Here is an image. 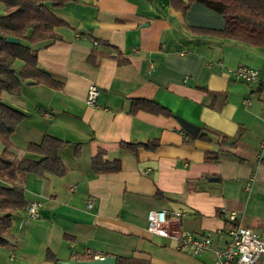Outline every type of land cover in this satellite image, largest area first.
<instances>
[{
  "label": "crops",
  "instance_id": "obj_1",
  "mask_svg": "<svg viewBox=\"0 0 264 264\" xmlns=\"http://www.w3.org/2000/svg\"><path fill=\"white\" fill-rule=\"evenodd\" d=\"M52 12L67 26L56 29L60 41L35 51L39 68L64 87L27 81L18 95L3 93L4 103L26 117L8 151L0 142V159H39L27 148L49 135L67 143L61 152L67 173L0 178V191L19 186L27 207L41 205L38 219L27 208L13 214L6 233L0 209L6 242L0 264H54L49 251L59 262L87 261L91 252L117 261L212 264V253L178 252L176 237L211 234L223 244L217 231L230 213L237 227L264 239V49L194 33L225 27L221 15L197 3L182 14L171 0H69ZM93 52L109 57L97 56L93 65L87 62ZM119 53L125 65L117 64ZM238 67L258 71L260 82L236 81ZM91 84L101 92L93 108L85 102ZM139 99L173 116L130 114ZM175 117L219 136L193 140ZM150 143L158 146L126 147ZM101 151L104 161H120L119 173H94ZM162 210L181 215L169 238L147 230L148 213Z\"/></svg>",
  "mask_w": 264,
  "mask_h": 264
},
{
  "label": "trees",
  "instance_id": "obj_2",
  "mask_svg": "<svg viewBox=\"0 0 264 264\" xmlns=\"http://www.w3.org/2000/svg\"><path fill=\"white\" fill-rule=\"evenodd\" d=\"M68 2L69 0H0L5 7V15L0 16V142L3 143L5 152L12 146L10 138L26 115L5 104L2 99L3 93L18 95L27 81L56 90L64 87L62 83L54 80L50 74L39 68L35 49L36 46L47 48L54 42L60 41L56 29L67 25L53 14L52 9L63 8ZM48 3H51V8L47 5ZM195 3L221 15L225 21V27L218 32L192 29L194 33L214 34L223 39H231L264 49V0H171V7L185 14ZM7 37L20 39L21 44L9 45L6 43ZM97 56L109 57L104 53L93 52L87 62L96 65ZM115 60L119 66L127 63L120 53ZM19 63L21 67L17 68L16 65ZM140 111L153 115L173 116L167 109L153 101L134 100L130 114L134 115ZM211 135L219 136L214 131L202 128L196 139L212 142ZM220 139L228 141L227 137H220ZM66 144L58 138L45 135L41 143L31 144L27 148L28 152L39 159H23L18 163H9L0 159V178L13 180L17 174L36 176L48 174L56 178L65 176L67 167L61 159V152ZM149 145L126 144V147L133 150L139 146L149 149L158 146L156 143ZM80 146L77 145L76 157L80 154ZM234 146L235 143L229 145V147ZM103 157L104 152L101 151L93 159L95 174L120 172V161L106 162ZM26 208L24 190L21 187L13 186L11 189L0 191V209L6 214L1 220L3 233L11 227V216ZM5 245L6 242L0 239V246ZM47 261L54 264L59 263L51 251L47 254ZM117 264L151 263L133 258H120Z\"/></svg>",
  "mask_w": 264,
  "mask_h": 264
},
{
  "label": "built area",
  "instance_id": "obj_3",
  "mask_svg": "<svg viewBox=\"0 0 264 264\" xmlns=\"http://www.w3.org/2000/svg\"><path fill=\"white\" fill-rule=\"evenodd\" d=\"M236 81L245 84L260 82L259 73L247 67H238L233 71ZM97 85L91 84L87 90L86 105L97 107L100 96ZM91 207V203H88ZM41 205L32 203L27 207L30 218L38 219ZM179 213H169L165 210L150 211L147 216V230L149 233L160 237H171L170 227L172 223H179ZM236 214L230 213L226 221V228L217 231L219 238L225 239L224 243L215 242L211 234L180 233L177 235L176 250L181 253H189L195 257H201L212 253V264H262L264 258V239L254 230L235 225ZM88 260L104 259L101 255L88 252ZM87 260V261H88Z\"/></svg>",
  "mask_w": 264,
  "mask_h": 264
},
{
  "label": "water",
  "instance_id": "obj_4",
  "mask_svg": "<svg viewBox=\"0 0 264 264\" xmlns=\"http://www.w3.org/2000/svg\"><path fill=\"white\" fill-rule=\"evenodd\" d=\"M6 43L9 45H20L21 40L15 37H7ZM175 119L178 121L179 125L189 136L193 138L198 137L201 131L200 127L192 125L179 117H175ZM211 180L217 181V179H211ZM58 264H117V258L114 256H106L104 257V259L78 261V262L72 260L69 262H59Z\"/></svg>",
  "mask_w": 264,
  "mask_h": 264
}]
</instances>
